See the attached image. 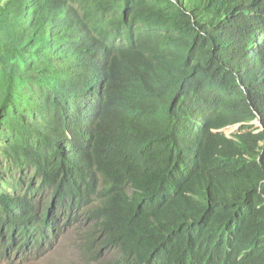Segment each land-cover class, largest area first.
I'll return each mask as SVG.
<instances>
[{
  "label": "trees",
  "instance_id": "obj_1",
  "mask_svg": "<svg viewBox=\"0 0 264 264\" xmlns=\"http://www.w3.org/2000/svg\"><path fill=\"white\" fill-rule=\"evenodd\" d=\"M76 226L107 264H264V0H0V254Z\"/></svg>",
  "mask_w": 264,
  "mask_h": 264
},
{
  "label": "rangeland",
  "instance_id": "obj_2",
  "mask_svg": "<svg viewBox=\"0 0 264 264\" xmlns=\"http://www.w3.org/2000/svg\"><path fill=\"white\" fill-rule=\"evenodd\" d=\"M255 125L256 127L260 126L259 123H256ZM236 129L237 128H229L225 131V134L230 137L235 134L234 132ZM81 239L80 228H72L53 251L40 255L25 253L14 258L9 264H95L90 263L81 257ZM112 260L113 256L108 254L105 256L103 255L101 264H105ZM0 264L8 263L4 261Z\"/></svg>",
  "mask_w": 264,
  "mask_h": 264
},
{
  "label": "clouds",
  "instance_id": "obj_3",
  "mask_svg": "<svg viewBox=\"0 0 264 264\" xmlns=\"http://www.w3.org/2000/svg\"><path fill=\"white\" fill-rule=\"evenodd\" d=\"M257 121H258V122H257ZM256 123H259L260 126H259V127H256V125H255ZM252 124L255 125L256 128L263 129V125H262V122H261L260 119L255 120ZM242 125H243V124H238V126H239V130H238V132L235 133V134H238V133H239L240 128L242 127ZM223 130H224V129H223ZM223 130L215 131V132L225 134V133L223 132ZM225 135H226V134H225ZM233 135H234V134H233ZM233 135H232V136H233ZM226 136H227V135H226ZM232 136H230V137H232ZM76 227H77V226H76ZM74 228H75V227H74ZM71 229H72V228H71ZM71 229H69V230H68V231L62 236L61 240L64 238L65 235H67V233H68ZM81 234H82V232H81ZM61 240H60V242H61ZM59 244H60V243H59ZM59 244H57V245L53 248V247L50 246V243H49V242H45V246H44L43 249H39L38 247L33 246L32 248H29V249H21L20 252H18V253L11 252L10 254H6V255H5V254H3V255L0 254V263L6 261V262L9 264L14 258L19 257L20 255H23V254H25V253H28V254H36V255L44 254V253H47V252H49V251H53V250H54ZM81 244H82V239H81ZM81 257H82L84 260H86V261H88V262H90V263H95V264H101V263H102V258H103V256H101V257H100L99 259H97V260H96V259H95V260H90V259L86 258V257L83 255L82 249H81ZM112 261H113V260H112ZM112 261H108V262H106L105 264L110 263V262H112Z\"/></svg>",
  "mask_w": 264,
  "mask_h": 264
},
{
  "label": "bare ground",
  "instance_id": "obj_4",
  "mask_svg": "<svg viewBox=\"0 0 264 264\" xmlns=\"http://www.w3.org/2000/svg\"><path fill=\"white\" fill-rule=\"evenodd\" d=\"M258 122V121H257ZM229 128H237L236 131L234 133H236L238 130H239V126L238 125H235V126H231V127H228L226 129L223 130V132L225 133V131Z\"/></svg>",
  "mask_w": 264,
  "mask_h": 264
}]
</instances>
